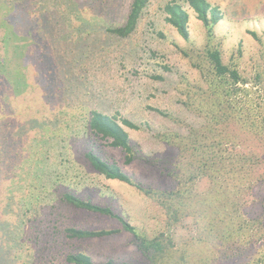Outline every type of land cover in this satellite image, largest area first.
Wrapping results in <instances>:
<instances>
[{"label": "rangeland", "instance_id": "374dc122", "mask_svg": "<svg viewBox=\"0 0 264 264\" xmlns=\"http://www.w3.org/2000/svg\"><path fill=\"white\" fill-rule=\"evenodd\" d=\"M77 1L81 9L88 2ZM169 1L150 0L137 31L127 40L109 37L107 22L78 7L76 13L86 19L78 30L77 23L72 25V34L64 29L68 34L56 37L57 41L38 39L34 50L30 41L10 45L0 68L13 85L7 82L11 115L6 113L7 122L0 125V264H68L66 255L76 251L96 262H148L126 232L95 240L67 238L64 231L71 227L121 226L115 219L76 211L64 203L66 192L111 207L149 239H162L170 245L163 264H264V138L238 119L219 126L226 153L261 160L256 169L247 166L248 179L226 198L237 204L245 225V235L229 247L218 241V224L208 227L216 222L213 206L220 201L224 177L219 174L217 182L210 177L191 181L186 172L193 170L187 166L191 158L181 156L174 141L176 134H187L205 123L198 113V95L205 82L201 87L197 82H202V70L211 72L208 50L218 49L223 62L237 69L246 83L238 84L241 91L235 98L243 109L256 110L264 119V0H210L224 15L212 40L191 10L189 39H183L165 21L163 8ZM86 33L90 35L85 37ZM1 36L0 31V40ZM3 52L0 43L1 58ZM44 53L46 66L40 72L31 59ZM91 110L150 124L145 131L129 130L140 160L126 165L120 149L90 134ZM90 150L116 162L145 186L174 194L188 187L189 196L179 206L182 213L164 210L136 188L95 172L85 158ZM232 177L228 174L226 179L236 182ZM225 184L233 186L229 181Z\"/></svg>", "mask_w": 264, "mask_h": 264}, {"label": "trees", "instance_id": "16d2710c", "mask_svg": "<svg viewBox=\"0 0 264 264\" xmlns=\"http://www.w3.org/2000/svg\"><path fill=\"white\" fill-rule=\"evenodd\" d=\"M149 3L150 0H131L126 6V0H88L87 4L83 3L81 9V3H78L77 0H0V31L2 32L0 43L4 48V56L0 57V68L1 64L6 62V55L12 44L20 46V44H29L28 41H30L34 50L38 39L51 40L53 37L54 40L58 36L65 37L64 34H68V32L63 33L62 31L64 29L69 31L75 23H77L78 30L86 19L76 13L78 7L80 10H89L92 18H100L107 22L109 27L106 32L109 37L127 40L137 31L144 10ZM49 6H57L62 9L54 11L50 10ZM163 10L167 24L172 26L185 40L189 39V10L193 11L202 23L210 40L215 38V28L224 17L222 9L210 0H171L165 4ZM5 32L7 33L5 34ZM79 33L82 37L81 31ZM69 34L72 32L69 31ZM88 34L86 33L84 36L88 37L90 35ZM251 34L256 38L258 37L254 32ZM160 35L165 37L163 33ZM62 39L64 42L65 38ZM35 42L36 44H34ZM78 42L81 45L82 40ZM27 55L28 53L23 54L22 58ZM46 55L44 53L39 58L31 59V61L34 60L39 64L40 72L46 66ZM207 60L211 72L202 70L200 73L202 82H197L199 87L205 82L204 87L201 88L202 93L198 95V99L201 101L198 113L204 118L205 123L201 128H192L187 134H176L174 141L181 156L185 155V157L191 158L190 165L187 166L192 167L193 170L186 169L191 181L200 177H210L217 182L215 178L217 176L220 178L219 174H221L225 183L229 181L233 184V186L221 184L219 189L220 201H213L215 203L213 208L217 209L216 222H211L208 225L210 230L213 225L214 229L218 224L217 226L220 228L218 241L229 247L237 245L245 235V225L239 219L240 211L238 212L237 204L228 203L226 198L237 193V189H240V182L243 179H248L247 166L256 169L261 164V160L254 155L243 158L240 155L226 153V149H223L222 146L225 140L218 134L219 126L227 124L226 122L231 119H238L237 123L243 127L247 126L248 129L254 130L256 135L264 138V119H261L256 110L243 109L241 102L235 98L241 91L238 84L240 82L245 84L246 81L242 79L236 68H231L223 62L221 52L218 49L208 50ZM160 78L157 77L156 79ZM7 82L13 86L0 69V125L5 124L7 116L11 115V111L8 113L11 92L8 96L10 85L8 86ZM151 110L166 116V113L159 109L151 108ZM260 111L262 112V110ZM88 121L87 129L90 134L105 141L108 146L120 149L123 152L126 165L140 160L141 152L136 150L129 130L141 132L150 129L151 126L148 122L137 123L121 117L118 113L111 115L99 110H91ZM5 130L7 131L4 129V132ZM2 139L0 135V141ZM163 140L170 142V138L167 136H164ZM85 158L93 170L106 179L136 188L146 197L157 201L164 210L176 214L182 213L179 206L185 204V200L189 196L188 187H181L176 194L173 191L154 189L137 182L116 162L111 163L104 160L94 150L86 152ZM229 166L231 169L227 172ZM221 171L224 172L221 173ZM228 174L237 181L226 179ZM218 181L220 183L221 179ZM224 184L225 186H223ZM62 199L64 203L78 212H85L100 218L115 219L121 226L119 229L100 230L71 227L64 231L67 238L78 241L95 240L107 238L119 232H126L132 236L139 251L148 259L147 263L96 262L91 255L83 251H76L66 255L68 264H163V258L169 254L170 245L165 244L160 238L149 239L111 207L102 206L72 192H66ZM175 200L178 202L176 206Z\"/></svg>", "mask_w": 264, "mask_h": 264}]
</instances>
